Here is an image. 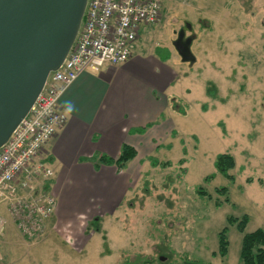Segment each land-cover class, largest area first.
<instances>
[{
  "label": "rangeland",
  "instance_id": "374dc122",
  "mask_svg": "<svg viewBox=\"0 0 264 264\" xmlns=\"http://www.w3.org/2000/svg\"><path fill=\"white\" fill-rule=\"evenodd\" d=\"M144 29L148 52L161 45L173 55L160 147L148 152L145 166L138 162L141 172L114 214L89 228L87 220L80 224L86 237L95 231L85 249L69 230L50 234L54 217L28 240L4 213L0 264H243V234L227 219L248 216L246 233L264 229V0H163L160 23ZM226 153L236 163L233 183L214 165ZM150 157L172 166L154 168ZM199 186L210 200L197 194ZM221 187L227 196L216 193ZM225 227L228 254L221 257Z\"/></svg>",
  "mask_w": 264,
  "mask_h": 264
},
{
  "label": "crops",
  "instance_id": "0c3cea01",
  "mask_svg": "<svg viewBox=\"0 0 264 264\" xmlns=\"http://www.w3.org/2000/svg\"><path fill=\"white\" fill-rule=\"evenodd\" d=\"M140 37L128 62L83 72L66 90L59 105L67 123L44 148L54 169L57 196L50 234L69 230L84 242V249L95 231L86 237L87 231L79 233L80 224L87 220L89 228L114 214L141 172L138 162L145 166L148 152L160 147L156 141L174 82L169 68L173 55L161 45L148 52ZM150 125L144 134L138 133ZM125 144L137 151L126 168L100 163L101 155L117 160Z\"/></svg>",
  "mask_w": 264,
  "mask_h": 264
},
{
  "label": "built area",
  "instance_id": "2783aa9c",
  "mask_svg": "<svg viewBox=\"0 0 264 264\" xmlns=\"http://www.w3.org/2000/svg\"><path fill=\"white\" fill-rule=\"evenodd\" d=\"M162 9L163 0H88L66 59L50 73L28 115L0 148V234L4 213L25 239L44 234L57 208L50 184L55 173L44 148L67 123L59 105L62 95L83 72L128 62L141 30L160 23Z\"/></svg>",
  "mask_w": 264,
  "mask_h": 264
},
{
  "label": "water",
  "instance_id": "95a60500",
  "mask_svg": "<svg viewBox=\"0 0 264 264\" xmlns=\"http://www.w3.org/2000/svg\"><path fill=\"white\" fill-rule=\"evenodd\" d=\"M87 2L0 0V148L28 115L50 73L66 59ZM179 52L183 60L190 59Z\"/></svg>",
  "mask_w": 264,
  "mask_h": 264
},
{
  "label": "trees",
  "instance_id": "16d2710c",
  "mask_svg": "<svg viewBox=\"0 0 264 264\" xmlns=\"http://www.w3.org/2000/svg\"><path fill=\"white\" fill-rule=\"evenodd\" d=\"M158 51H163L167 53L166 49H158ZM210 92V93H209ZM208 95L213 96L215 91H209ZM205 110L207 108H204ZM180 113L182 115H186L185 111H182L180 109ZM163 117V116H162ZM152 125L147 126L146 128L138 130L139 134H144L149 128H151ZM175 135V133H174ZM186 154V152L184 153ZM137 157V151L129 145H123L121 149L120 156L117 160L111 159L108 156L101 155L99 158L100 163L107 166H115L117 169L122 170L126 168L127 164L131 161H133ZM150 162L152 167L157 168H168L172 166V162H160L159 160L151 157ZM179 164H184L185 160L181 159ZM215 169L218 174L226 177L228 180H230L232 183L235 181L234 177L230 174L231 170H233L236 166L235 159L230 154H219L217 155L215 159ZM185 172V170H184ZM216 174L209 175L205 178V182L208 183L211 180L215 178ZM216 193L220 196H227L228 194V188L227 187H221L216 189ZM197 194L201 198H207L210 200L211 198L207 197L206 193L202 190V188L199 186L197 188ZM224 203H229V198L226 197ZM223 203L217 202V206L221 207ZM249 221L248 216H243L241 219L234 218L233 216H229L227 219V223L229 226H236V228L243 234L242 239V245H241V251H240V258L243 262V264H264V229H257L254 232L246 233V226ZM97 224V223H96ZM228 227H225L220 233H219V250L218 255L221 257H225L228 254ZM216 255V253H214ZM148 263V262H147ZM150 263V262H149ZM182 264H204L201 261H186Z\"/></svg>",
  "mask_w": 264,
  "mask_h": 264
}]
</instances>
